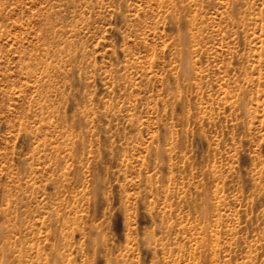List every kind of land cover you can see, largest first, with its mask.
<instances>
[{"label":"rangeland","instance_id":"rangeland-1","mask_svg":"<svg viewBox=\"0 0 264 264\" xmlns=\"http://www.w3.org/2000/svg\"><path fill=\"white\" fill-rule=\"evenodd\" d=\"M0 264H264V0H0Z\"/></svg>","mask_w":264,"mask_h":264}]
</instances>
